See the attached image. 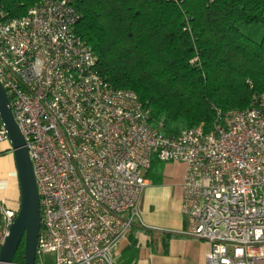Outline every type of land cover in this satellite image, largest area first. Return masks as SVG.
I'll use <instances>...</instances> for the list:
<instances>
[{
	"label": "built area",
	"instance_id": "1",
	"mask_svg": "<svg viewBox=\"0 0 264 264\" xmlns=\"http://www.w3.org/2000/svg\"><path fill=\"white\" fill-rule=\"evenodd\" d=\"M77 19L69 0H42L15 19L0 2V84L39 199L35 264H112L141 220L153 157L186 167L181 235L210 245L206 264H264V94L217 111L208 133L163 135L135 93L96 73ZM0 143L10 145L1 120ZM18 210L0 201V247Z\"/></svg>",
	"mask_w": 264,
	"mask_h": 264
},
{
	"label": "trees",
	"instance_id": "2",
	"mask_svg": "<svg viewBox=\"0 0 264 264\" xmlns=\"http://www.w3.org/2000/svg\"><path fill=\"white\" fill-rule=\"evenodd\" d=\"M42 0H0L11 19ZM74 33L111 87L136 94L152 127L174 136L212 130L217 111H241L264 94V0H69ZM23 241L13 264L24 263Z\"/></svg>",
	"mask_w": 264,
	"mask_h": 264
},
{
	"label": "crops",
	"instance_id": "3",
	"mask_svg": "<svg viewBox=\"0 0 264 264\" xmlns=\"http://www.w3.org/2000/svg\"><path fill=\"white\" fill-rule=\"evenodd\" d=\"M185 173L181 163H162L152 158L140 201L141 220L113 249L112 264H206L210 245L181 235L185 228L181 212ZM16 187L10 145L0 143V201L15 206Z\"/></svg>",
	"mask_w": 264,
	"mask_h": 264
},
{
	"label": "water",
	"instance_id": "4",
	"mask_svg": "<svg viewBox=\"0 0 264 264\" xmlns=\"http://www.w3.org/2000/svg\"><path fill=\"white\" fill-rule=\"evenodd\" d=\"M0 120L10 143L17 181L19 210L0 247V264H13L18 245L23 241L24 263L35 264L40 231L39 199L24 137L22 136L0 84Z\"/></svg>",
	"mask_w": 264,
	"mask_h": 264
},
{
	"label": "rangeland",
	"instance_id": "5",
	"mask_svg": "<svg viewBox=\"0 0 264 264\" xmlns=\"http://www.w3.org/2000/svg\"><path fill=\"white\" fill-rule=\"evenodd\" d=\"M241 32L244 35L252 38L254 41L259 42L262 38V35H264V25H256V26H251V27L241 26Z\"/></svg>",
	"mask_w": 264,
	"mask_h": 264
}]
</instances>
